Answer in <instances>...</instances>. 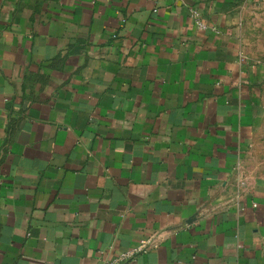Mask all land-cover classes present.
<instances>
[{
	"label": "crops",
	"instance_id": "obj_1",
	"mask_svg": "<svg viewBox=\"0 0 264 264\" xmlns=\"http://www.w3.org/2000/svg\"><path fill=\"white\" fill-rule=\"evenodd\" d=\"M254 5L0 0V264H264Z\"/></svg>",
	"mask_w": 264,
	"mask_h": 264
},
{
	"label": "rangeland",
	"instance_id": "obj_2",
	"mask_svg": "<svg viewBox=\"0 0 264 264\" xmlns=\"http://www.w3.org/2000/svg\"><path fill=\"white\" fill-rule=\"evenodd\" d=\"M243 31L246 41V58L251 64L264 65V5L252 6L247 14ZM258 131L253 153L262 162L264 161V125Z\"/></svg>",
	"mask_w": 264,
	"mask_h": 264
},
{
	"label": "built area",
	"instance_id": "obj_3",
	"mask_svg": "<svg viewBox=\"0 0 264 264\" xmlns=\"http://www.w3.org/2000/svg\"><path fill=\"white\" fill-rule=\"evenodd\" d=\"M197 24L200 27H205V23L200 18H198ZM147 242H148L147 240H142L141 245L137 248L136 251H128L121 253L114 258L104 259L103 264H124L125 262L131 260L136 255L137 252L146 251Z\"/></svg>",
	"mask_w": 264,
	"mask_h": 264
}]
</instances>
